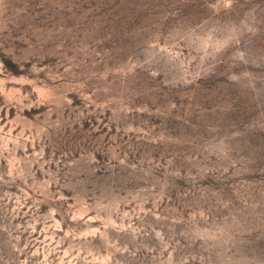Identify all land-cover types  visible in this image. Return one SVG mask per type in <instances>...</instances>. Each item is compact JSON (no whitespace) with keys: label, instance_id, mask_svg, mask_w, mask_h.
<instances>
[{"label":"rangeland","instance_id":"374dc122","mask_svg":"<svg viewBox=\"0 0 264 264\" xmlns=\"http://www.w3.org/2000/svg\"><path fill=\"white\" fill-rule=\"evenodd\" d=\"M0 264H264V0H0Z\"/></svg>","mask_w":264,"mask_h":264}]
</instances>
